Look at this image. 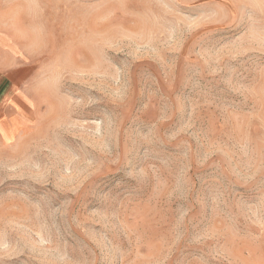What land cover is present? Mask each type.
Listing matches in <instances>:
<instances>
[{
	"label": "rangeland",
	"instance_id": "obj_1",
	"mask_svg": "<svg viewBox=\"0 0 264 264\" xmlns=\"http://www.w3.org/2000/svg\"><path fill=\"white\" fill-rule=\"evenodd\" d=\"M31 62L0 124V264H264V0H0Z\"/></svg>",
	"mask_w": 264,
	"mask_h": 264
},
{
	"label": "crops",
	"instance_id": "obj_2",
	"mask_svg": "<svg viewBox=\"0 0 264 264\" xmlns=\"http://www.w3.org/2000/svg\"><path fill=\"white\" fill-rule=\"evenodd\" d=\"M0 22L2 20L0 19ZM17 43L7 28L0 26V124L24 113L26 83L32 75L31 62L17 52Z\"/></svg>",
	"mask_w": 264,
	"mask_h": 264
}]
</instances>
